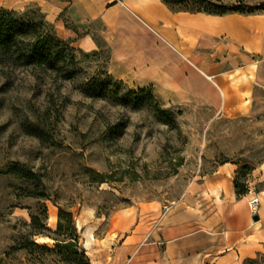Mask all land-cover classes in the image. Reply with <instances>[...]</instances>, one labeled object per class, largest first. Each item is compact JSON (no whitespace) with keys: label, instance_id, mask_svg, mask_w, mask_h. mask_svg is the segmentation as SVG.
<instances>
[{"label":"rangeland","instance_id":"obj_1","mask_svg":"<svg viewBox=\"0 0 264 264\" xmlns=\"http://www.w3.org/2000/svg\"><path fill=\"white\" fill-rule=\"evenodd\" d=\"M61 1L0 0L25 23H42L45 39L64 41L57 58L39 67L0 56V252L26 230V207H38L15 196L19 180L1 174L14 163L41 176L48 229L55 230L56 205L73 213L90 264H212L225 246L224 220L199 200L210 203L203 182L218 169H228L229 187L234 179L245 186L237 198L246 213L249 199L259 198L264 229V91L250 109L229 108L198 72L176 89L145 86L153 100L136 96L130 91L140 87L108 72V44L97 32L94 50L58 36L45 17ZM155 106L175 125L160 120ZM241 264H264V245Z\"/></svg>","mask_w":264,"mask_h":264},{"label":"crops","instance_id":"obj_2","mask_svg":"<svg viewBox=\"0 0 264 264\" xmlns=\"http://www.w3.org/2000/svg\"><path fill=\"white\" fill-rule=\"evenodd\" d=\"M45 18L58 36L83 50L97 48L92 31L97 32L108 44V72L132 86L176 89L200 72L227 107L249 109L255 92L264 91V13L172 11L162 0H62ZM228 174V169H218L209 175L203 184L207 194L213 191L210 203L199 200L224 220L225 246L212 264H241L264 245L261 219L250 220L243 199L229 187Z\"/></svg>","mask_w":264,"mask_h":264},{"label":"trees","instance_id":"obj_3","mask_svg":"<svg viewBox=\"0 0 264 264\" xmlns=\"http://www.w3.org/2000/svg\"><path fill=\"white\" fill-rule=\"evenodd\" d=\"M162 2L172 11L189 13L202 12L213 15L264 13V0L253 3L247 0H227L226 2L222 0H162ZM62 43L64 41L56 36L45 39L42 23H25L15 17L13 10L0 8V56H6L26 66L39 67L57 58V45ZM150 89L151 87L148 86L130 92L153 100L154 96ZM154 110L160 120L170 126L175 125L169 111L159 106H155ZM15 165V163L12 164L1 174L19 180L24 187L15 196L33 199L38 207L36 210H33L31 206L26 207L29 210V222L25 223L26 230L0 252V264H90L86 251L78 242L73 213L56 205L55 230L48 229L44 224L47 209L44 202H41L48 199V195L43 191L41 176L32 170L20 169ZM233 187L236 196L246 193L245 186L240 185L236 179L233 180ZM37 237L49 238L53 243L48 245L45 242H38Z\"/></svg>","mask_w":264,"mask_h":264},{"label":"built area","instance_id":"obj_4","mask_svg":"<svg viewBox=\"0 0 264 264\" xmlns=\"http://www.w3.org/2000/svg\"><path fill=\"white\" fill-rule=\"evenodd\" d=\"M260 204L259 198L257 196L252 197L248 201V207L250 209V212L253 214L257 211V208Z\"/></svg>","mask_w":264,"mask_h":264},{"label":"water","instance_id":"obj_5","mask_svg":"<svg viewBox=\"0 0 264 264\" xmlns=\"http://www.w3.org/2000/svg\"><path fill=\"white\" fill-rule=\"evenodd\" d=\"M251 219H252V221H258L259 220V215L257 214V213H254V214H252L251 215Z\"/></svg>","mask_w":264,"mask_h":264},{"label":"bare ground","instance_id":"obj_6","mask_svg":"<svg viewBox=\"0 0 264 264\" xmlns=\"http://www.w3.org/2000/svg\"><path fill=\"white\" fill-rule=\"evenodd\" d=\"M53 219H55V217H53ZM42 239H44V238H43V237H38V238H37L38 241H40V240H42ZM89 244H90V243H89Z\"/></svg>","mask_w":264,"mask_h":264}]
</instances>
